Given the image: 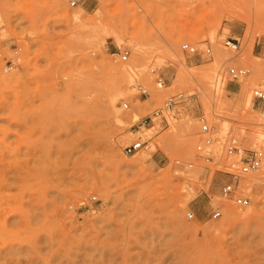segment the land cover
<instances>
[{"label": "rangeland", "instance_id": "374dc122", "mask_svg": "<svg viewBox=\"0 0 264 264\" xmlns=\"http://www.w3.org/2000/svg\"><path fill=\"white\" fill-rule=\"evenodd\" d=\"M72 1L0 0V264H264V0Z\"/></svg>", "mask_w": 264, "mask_h": 264}, {"label": "built area", "instance_id": "2783aa9c", "mask_svg": "<svg viewBox=\"0 0 264 264\" xmlns=\"http://www.w3.org/2000/svg\"><path fill=\"white\" fill-rule=\"evenodd\" d=\"M76 0L72 1V5L74 6L76 4ZM232 40L226 41V45L232 44ZM182 49L186 52H193L195 53L197 49L194 46H191L189 44H184L182 46ZM207 53H210V50L207 49ZM128 52L126 51L121 59L123 61L127 60ZM261 57L264 60V44L262 46L261 50ZM248 73V70L245 69H229V75L232 77V79H237L241 76H245ZM156 85L159 88H162L164 85V80L162 76L157 75L156 77ZM143 94L146 93V91H142ZM254 97L262 102L264 104V91L261 90H254ZM184 98L183 94H179L177 96L171 97L166 103L164 108L158 109L156 112L153 113V117L162 116V113L164 110H170L175 104L182 101ZM149 120V122H152V117L149 116L146 118ZM199 124L201 127V133H202V139L201 144L197 146V151L201 157H203L206 161L212 160L211 154V145L214 141V137L212 136V127L210 124V121L205 117L201 116L199 117ZM226 154L228 156L233 155H240L239 162L240 167L234 169L237 171V173H233V180L226 182L220 187L219 194L221 198L226 199L236 206L239 207H247L250 203V200L248 197H245L242 195V192L239 190V177L241 175H246L250 173H255L261 169L264 168V149L258 150L253 152L250 155H241L242 153V147L241 144L238 143L235 139H232L229 141V143L226 144ZM148 144L146 141L138 140L136 142H133L127 146L124 147V152L127 155H132L138 152L142 149H147ZM210 216L213 219H217L222 216V211L218 207H214L212 209V212L210 213ZM187 217L189 219L194 218V213L189 211L187 213Z\"/></svg>", "mask_w": 264, "mask_h": 264}, {"label": "bare ground", "instance_id": "6f19581e", "mask_svg": "<svg viewBox=\"0 0 264 264\" xmlns=\"http://www.w3.org/2000/svg\"><path fill=\"white\" fill-rule=\"evenodd\" d=\"M86 9V8H85ZM85 9H83V7L82 8H79V11H77V12H75V14H74V16H73V18L74 19H80V12H84V10ZM256 75V73L254 74V76ZM247 83H244L243 84V86L242 87H245V85H246ZM189 102V101H188ZM247 102H250V98H247ZM261 176H263V177H261L262 179L264 178V175L262 174ZM231 219V218H230Z\"/></svg>", "mask_w": 264, "mask_h": 264}, {"label": "crops", "instance_id": "0c3cea01", "mask_svg": "<svg viewBox=\"0 0 264 264\" xmlns=\"http://www.w3.org/2000/svg\"><path fill=\"white\" fill-rule=\"evenodd\" d=\"M261 50H262V48L257 47V48L255 49V52H256L257 54H260V55H261Z\"/></svg>", "mask_w": 264, "mask_h": 264}]
</instances>
